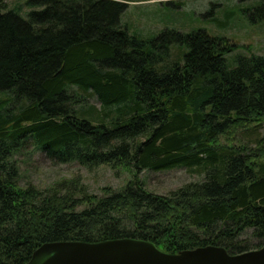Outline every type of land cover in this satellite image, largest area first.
Masks as SVG:
<instances>
[{"label": "trees", "instance_id": "trees-1", "mask_svg": "<svg viewBox=\"0 0 264 264\" xmlns=\"http://www.w3.org/2000/svg\"><path fill=\"white\" fill-rule=\"evenodd\" d=\"M126 6L0 0V264L60 241L231 255L264 245V56L230 63L227 39L201 30L176 44L142 38L122 22ZM92 96L101 109L82 108ZM29 145L55 163L124 166L133 177L101 196L79 176L21 185L15 157ZM182 166L202 179L166 195L137 178Z\"/></svg>", "mask_w": 264, "mask_h": 264}, {"label": "rangeland", "instance_id": "rangeland-1", "mask_svg": "<svg viewBox=\"0 0 264 264\" xmlns=\"http://www.w3.org/2000/svg\"><path fill=\"white\" fill-rule=\"evenodd\" d=\"M123 1L127 6L122 22L130 32L142 38H158L157 42L161 44H176L182 34L201 30L227 39V46L233 48L227 55L230 63L236 64L235 58L240 55L264 56V19L259 21L264 6L258 0ZM170 1L179 2V6L174 7ZM258 7L260 9L256 11ZM168 52V60L173 62L181 49L172 46ZM85 104L82 108L101 109L96 96L89 97ZM15 158L20 167V184L31 182L39 188L62 178L79 176L89 193L101 196L103 188L122 190L133 177L132 169L124 166L101 165L88 170L76 161L55 163L31 145ZM137 178L148 192L166 195L187 182L200 181L202 175L182 166L164 171L143 170Z\"/></svg>", "mask_w": 264, "mask_h": 264}, {"label": "water", "instance_id": "water-1", "mask_svg": "<svg viewBox=\"0 0 264 264\" xmlns=\"http://www.w3.org/2000/svg\"><path fill=\"white\" fill-rule=\"evenodd\" d=\"M25 264H264V245L231 255L213 245L169 253L149 240L135 238L47 242Z\"/></svg>", "mask_w": 264, "mask_h": 264}]
</instances>
